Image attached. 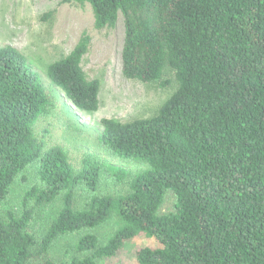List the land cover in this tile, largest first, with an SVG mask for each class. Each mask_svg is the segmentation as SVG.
Instances as JSON below:
<instances>
[{
    "label": "trees",
    "instance_id": "trees-1",
    "mask_svg": "<svg viewBox=\"0 0 264 264\" xmlns=\"http://www.w3.org/2000/svg\"><path fill=\"white\" fill-rule=\"evenodd\" d=\"M61 3L88 4L99 31L121 16L123 77L171 74L163 85L175 88L150 118L100 121L99 142L133 170L88 155L74 167L34 132L56 98L20 51L0 47V264H102L138 236L160 247L139 248L137 264H264V0ZM88 44L82 35L44 74L93 113L101 84L81 67ZM107 178L122 185L99 194ZM16 183L19 209H5ZM60 239L72 242L57 262Z\"/></svg>",
    "mask_w": 264,
    "mask_h": 264
},
{
    "label": "rangeland",
    "instance_id": "rangeland-1",
    "mask_svg": "<svg viewBox=\"0 0 264 264\" xmlns=\"http://www.w3.org/2000/svg\"><path fill=\"white\" fill-rule=\"evenodd\" d=\"M61 1L0 0V47L11 46L20 51L31 70L39 74L47 92L57 100L58 108L36 123L35 135L44 139L47 148L60 146L67 151L74 167H79L81 160L88 155L113 168L133 170L131 162L114 157L99 142L102 133L100 121L104 118L118 122L150 118L173 94L174 83L163 85L166 79L172 82L173 76L166 74L154 84L124 78V24L121 16L113 27L99 31L94 28L93 13L88 4L71 6ZM82 35L89 37V44L82 56L81 67L88 79H97L101 84L99 109L93 113L76 109L44 74L45 66L66 57ZM121 185L113 186L111 179L107 178L100 184L98 191L99 194H109ZM20 192L17 183L14 184L5 209H19ZM172 203L173 199L168 196L161 211H170ZM42 215L40 212L38 224L46 223L47 219ZM34 224V231L39 233V227ZM71 242L65 244V239L56 241L48 257H55L57 262L68 259ZM141 247L156 249L160 246L153 239L138 236L128 241L113 257L103 260L102 264H137L135 253Z\"/></svg>",
    "mask_w": 264,
    "mask_h": 264
}]
</instances>
